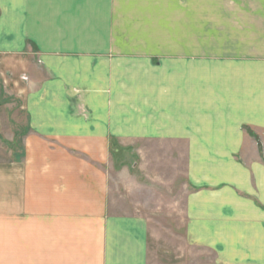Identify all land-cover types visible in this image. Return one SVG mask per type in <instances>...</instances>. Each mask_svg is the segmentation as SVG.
<instances>
[{
    "label": "crops",
    "instance_id": "1",
    "mask_svg": "<svg viewBox=\"0 0 264 264\" xmlns=\"http://www.w3.org/2000/svg\"><path fill=\"white\" fill-rule=\"evenodd\" d=\"M0 85L28 129L0 264H147L148 219L110 206L117 149L182 154L197 264H264V0H0Z\"/></svg>",
    "mask_w": 264,
    "mask_h": 264
},
{
    "label": "rangeland",
    "instance_id": "2",
    "mask_svg": "<svg viewBox=\"0 0 264 264\" xmlns=\"http://www.w3.org/2000/svg\"><path fill=\"white\" fill-rule=\"evenodd\" d=\"M0 117L3 123L0 165L20 161L21 141L28 131L26 117L18 101L10 97L1 85ZM248 136L260 151L258 136L252 131ZM139 146L137 143L135 147ZM250 148L245 152L248 160L254 157L253 147ZM110 160L116 172L110 171L108 176L110 206L122 211L137 210L148 219L147 264L206 262L210 257L188 248L184 239V209L189 189L182 154L171 151L131 153L117 149L115 154L111 153Z\"/></svg>",
    "mask_w": 264,
    "mask_h": 264
}]
</instances>
